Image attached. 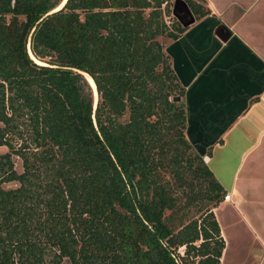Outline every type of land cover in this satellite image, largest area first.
<instances>
[{"label": "trees", "instance_id": "trees-1", "mask_svg": "<svg viewBox=\"0 0 264 264\" xmlns=\"http://www.w3.org/2000/svg\"><path fill=\"white\" fill-rule=\"evenodd\" d=\"M61 2L0 0V264H219L224 191L163 47L175 0Z\"/></svg>", "mask_w": 264, "mask_h": 264}, {"label": "crops", "instance_id": "crops-1", "mask_svg": "<svg viewBox=\"0 0 264 264\" xmlns=\"http://www.w3.org/2000/svg\"><path fill=\"white\" fill-rule=\"evenodd\" d=\"M209 12L163 47L183 88L184 133L229 194L211 212L219 264H264V0H204ZM191 15V14H190Z\"/></svg>", "mask_w": 264, "mask_h": 264}, {"label": "rangeland", "instance_id": "rangeland-1", "mask_svg": "<svg viewBox=\"0 0 264 264\" xmlns=\"http://www.w3.org/2000/svg\"><path fill=\"white\" fill-rule=\"evenodd\" d=\"M173 6H174V8L178 11L179 8H181V2H180V0H175ZM168 15H169V14H163V18H164V20H165V23L167 22V24L170 25V20H171L172 18H171V17H168ZM179 16H180V15H179ZM176 18H178L179 20L184 21L183 18H180V17H178V16H177ZM162 40H164V39H162ZM15 168H16L18 171H20V167H19V165H18V162L15 163ZM5 185H6V186H12V185H14V183H13V182H10V183H6Z\"/></svg>", "mask_w": 264, "mask_h": 264}, {"label": "water", "instance_id": "water-1", "mask_svg": "<svg viewBox=\"0 0 264 264\" xmlns=\"http://www.w3.org/2000/svg\"><path fill=\"white\" fill-rule=\"evenodd\" d=\"M64 2V0H62V2L56 7V8H58V7H60V5L62 4ZM55 8V9H56ZM181 8L183 9V10H185L186 12H187V14H189V18L188 19H190V20H192V17H191V15H190V12L188 11V9L185 7V5L181 2ZM174 10H175V8H174ZM178 16V15H177ZM179 17V16H178ZM28 52H29V55H30V57H32V58H34L33 56H32V54L30 53V51H29V48H28ZM35 60V59H34ZM36 61V60H35ZM87 73H85V72H83V75L85 76V78L87 79V75H86ZM89 76V75H88ZM90 77V76H89ZM91 78V77H90ZM88 80V79H87ZM91 80H92V78H91ZM89 82V81H88ZM93 82V81H92ZM90 84V83H89ZM93 85H94V83H93ZM90 86H91V84H90ZM92 87V86H91ZM94 90H95V86H94ZM94 93H96V90H95V92ZM95 103H96V97L94 96V98H93V108H94V106H95ZM203 160H206V157L204 156L203 157Z\"/></svg>", "mask_w": 264, "mask_h": 264}, {"label": "bare ground", "instance_id": "bare-ground-1", "mask_svg": "<svg viewBox=\"0 0 264 264\" xmlns=\"http://www.w3.org/2000/svg\"><path fill=\"white\" fill-rule=\"evenodd\" d=\"M87 79H88L89 83L91 84L93 91L95 92L93 82H92L91 78L88 75H87ZM94 95H95V97H97L96 93H94Z\"/></svg>", "mask_w": 264, "mask_h": 264}, {"label": "built area", "instance_id": "built-area-1", "mask_svg": "<svg viewBox=\"0 0 264 264\" xmlns=\"http://www.w3.org/2000/svg\"><path fill=\"white\" fill-rule=\"evenodd\" d=\"M222 200H229V194L228 193H224L222 196Z\"/></svg>", "mask_w": 264, "mask_h": 264}]
</instances>
